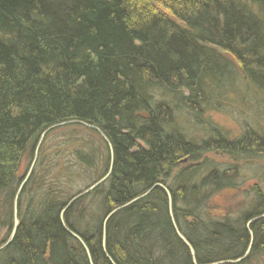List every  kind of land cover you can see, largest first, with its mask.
<instances>
[{
  "label": "trees",
  "instance_id": "trees-1",
  "mask_svg": "<svg viewBox=\"0 0 264 264\" xmlns=\"http://www.w3.org/2000/svg\"><path fill=\"white\" fill-rule=\"evenodd\" d=\"M244 88L264 100V0H0V246L53 127L0 264H90L66 228L93 264H194L160 185L196 264L242 257L250 230L232 264H260L264 217L247 223L264 213L262 190L247 211L209 213L243 178L209 155L264 157L252 126L230 138L206 116Z\"/></svg>",
  "mask_w": 264,
  "mask_h": 264
},
{
  "label": "rangeland",
  "instance_id": "rangeland-1",
  "mask_svg": "<svg viewBox=\"0 0 264 264\" xmlns=\"http://www.w3.org/2000/svg\"><path fill=\"white\" fill-rule=\"evenodd\" d=\"M244 90L243 94L245 95L243 96L228 94L222 101L221 110L209 111L206 114L208 120L220 126L230 138L237 137L241 133L243 125L252 126L260 134L264 135V100L252 93V90L249 91L246 88ZM179 124L183 127L182 130L184 131L185 129L193 138L199 139L206 135L201 130V127L192 125L185 118L179 119ZM209 156L219 162H233L237 170L243 175L242 182L238 188L221 191L214 196L210 203L209 213L216 217L224 215L235 216L251 209L255 201L253 189L258 187L264 193V157L235 162L231 161L227 156L213 154ZM23 168L24 165L22 166ZM4 233V229L0 230V239L3 238ZM257 255H262L261 258L264 260V251L257 253ZM258 263L264 264V261Z\"/></svg>",
  "mask_w": 264,
  "mask_h": 264
},
{
  "label": "water",
  "instance_id": "water-1",
  "mask_svg": "<svg viewBox=\"0 0 264 264\" xmlns=\"http://www.w3.org/2000/svg\"><path fill=\"white\" fill-rule=\"evenodd\" d=\"M84 125H86V126H88V127H90V128L95 129L96 131H98V129H97L96 127L92 126V125H88V124H84ZM51 128H53V127L48 128L47 130H45V131L42 133V135H41V137H40L39 144L37 145L36 150H35L33 163H32V165H31V167H30V169H29L27 175L25 176V179H24V180L22 181V183L20 184V187L18 188V191H17V193H16V195H15V198H14V213H13V228H12L11 234L9 235L8 239L6 240V242L0 246V251L3 250L8 244H10V243L12 242L14 236H15L16 229H17V227H18V225H19V220H18V215H17V212H18V211H17V201H18V197H19L20 192H21V190H22V188H23V185H24L25 182L27 181V179H28V177H29V175H30V173H31V171H32V168H33L34 162H35V160H36V156H37V152H38V148H39L40 142L42 141V139H43V137L45 136L46 132L49 131ZM99 133H100V135L103 137V139L106 141V143H107V145H108V147H109V149H110V156H111V158H112V148H111L110 143L106 140L105 136H104L100 131H99ZM111 165H112V159H111V163H110V169H111ZM110 169H109V171L106 173V175H104L101 179H99V180L96 181L94 184H92L91 186H89L88 188H86L85 190H83L82 192H80L79 194H77L76 196H74V197L68 202V204L66 205L65 209H67L71 204H73V202L76 201L78 198H80V197H82V196H84V195L90 193V192L93 191L96 187H98L100 184H102V183L107 179V177L109 176ZM157 185H159V184H156V185H154L153 187H155V186H157ZM160 186H162V187L164 188V190L166 191V193H167V195H168L169 212H170L171 220H172V222H173L174 229H175V231H176L178 237H179V238H180V239L186 244V246L189 248L190 254H191L192 257H193V262H194V264H196L195 259H194V254H195V253H194V249L192 248V246L190 245V243L187 241V239H186V238L182 235V233L179 231V229H178L177 226H176V223L174 222V219H173V216H172V210H171L172 199H171L170 192H169L168 189H167L166 187H164L163 185H160ZM153 187H152V188H153ZM152 188H150V189H149L148 191H146L144 194H142V195H140V196H138V197L132 199L131 201L127 202L126 204H124V205H122V206H120V207L114 209L113 211H111V212L107 215L105 221H106V220H107L112 214H114L116 211H118V210H120V209H122V208L128 206L129 204H131V203H133V202H135V201H137V200H139V199L145 197V196H146V195L152 190ZM62 213H63V211H62ZM62 213H61V215H62ZM263 216H264V213H263L262 215L258 216V217L252 218L251 220L248 221L247 225H249L250 223H252L253 221H255V220L259 219V218H262ZM66 230L68 231V233H69L70 235H72L73 237H75L77 240L80 241V243L83 245V247H84V249H85V251H86V253H87V256H88V259H89L90 264H93L92 261H91V258H90L89 251H88L87 247L84 245L82 239H81L77 234H75L74 232L70 231L69 229L66 228ZM250 235H251L250 243H249L248 248H247V250L245 251V253H244V255H243L242 257L237 258V259H234V260H222V261H217V262H213V263H209V264H232V263H237V262L241 261L242 259H244V258L248 255V253H249V251H250V249H251V246H252L253 238H252V232H251V230H250ZM104 246H105V242H104V240H103V248H104ZM107 258H108V260L110 261L111 264H115L109 256H107Z\"/></svg>",
  "mask_w": 264,
  "mask_h": 264
},
{
  "label": "bare ground",
  "instance_id": "bare-ground-1",
  "mask_svg": "<svg viewBox=\"0 0 264 264\" xmlns=\"http://www.w3.org/2000/svg\"><path fill=\"white\" fill-rule=\"evenodd\" d=\"M97 129H98V128H97ZM99 131H100V130L98 129V131H97V132L99 133ZM100 132H101V131H100ZM101 133H102V132H101ZM99 134H100V133H99ZM102 134H103V133H102ZM103 135H104V134H103ZM101 137H102V136H101ZM102 138H103V137H102ZM104 141H105V140H104Z\"/></svg>",
  "mask_w": 264,
  "mask_h": 264
}]
</instances>
